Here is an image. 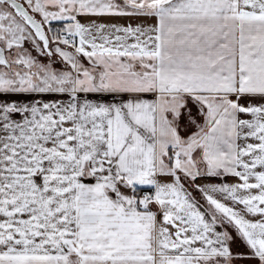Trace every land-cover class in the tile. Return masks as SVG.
<instances>
[{"label": "snow or ice", "instance_id": "6c2138e0", "mask_svg": "<svg viewBox=\"0 0 264 264\" xmlns=\"http://www.w3.org/2000/svg\"><path fill=\"white\" fill-rule=\"evenodd\" d=\"M0 264H264V0H0Z\"/></svg>", "mask_w": 264, "mask_h": 264}, {"label": "crops", "instance_id": "0c3cea01", "mask_svg": "<svg viewBox=\"0 0 264 264\" xmlns=\"http://www.w3.org/2000/svg\"><path fill=\"white\" fill-rule=\"evenodd\" d=\"M111 22H115V23H126L127 21L126 20H123V19H114V20H112ZM151 22V21H150ZM54 24H56L57 22H53ZM58 24V23H57ZM55 30V29H54ZM231 179L232 178H228V180H229V182H231Z\"/></svg>", "mask_w": 264, "mask_h": 264}, {"label": "rangeland", "instance_id": "374dc122", "mask_svg": "<svg viewBox=\"0 0 264 264\" xmlns=\"http://www.w3.org/2000/svg\"><path fill=\"white\" fill-rule=\"evenodd\" d=\"M40 59L43 61V62H48V60H47V58H45V57H40ZM58 69L59 68H62L63 66L61 65V64H59V63H56V65H55Z\"/></svg>", "mask_w": 264, "mask_h": 264}, {"label": "trees", "instance_id": "16d2710c", "mask_svg": "<svg viewBox=\"0 0 264 264\" xmlns=\"http://www.w3.org/2000/svg\"><path fill=\"white\" fill-rule=\"evenodd\" d=\"M60 27L59 23L54 24V29Z\"/></svg>", "mask_w": 264, "mask_h": 264}, {"label": "built area", "instance_id": "2783aa9c", "mask_svg": "<svg viewBox=\"0 0 264 264\" xmlns=\"http://www.w3.org/2000/svg\"><path fill=\"white\" fill-rule=\"evenodd\" d=\"M140 195H143V193L141 192Z\"/></svg>", "mask_w": 264, "mask_h": 264}]
</instances>
